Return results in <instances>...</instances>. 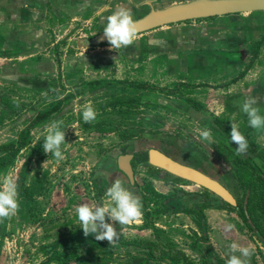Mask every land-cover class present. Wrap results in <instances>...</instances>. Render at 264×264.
I'll return each mask as SVG.
<instances>
[{
	"label": "rangeland",
	"instance_id": "1",
	"mask_svg": "<svg viewBox=\"0 0 264 264\" xmlns=\"http://www.w3.org/2000/svg\"><path fill=\"white\" fill-rule=\"evenodd\" d=\"M145 1H149L153 8H161L177 0H112L110 3L112 8L125 5L132 17L136 18L149 11L150 8ZM107 5L105 13L111 10ZM104 22L106 24V16ZM90 30H88L89 35ZM104 44L109 45L108 42ZM104 61L105 64L101 70L93 68L87 72V76L97 75L98 78L101 76L99 81L106 82L107 85L91 88L88 84L93 82L85 84L82 76L84 73L73 69L72 72L66 73V77L72 80L76 78V82L58 84L43 82L42 84L41 90H47L45 94L53 95L57 99L65 95V100L60 105L57 101L45 106L40 105L39 108L48 109L40 111L37 115H29L21 122L22 131L29 129L28 144L10 164L0 167V175L11 172L15 176L19 193L18 212L6 219L4 230L0 221V264H110V262L111 264H186L185 261L189 264H226L231 254L229 245L217 248V251L213 250L211 238L207 233L204 234L205 239L203 238L199 223L193 225L195 232H192L193 230L189 227L182 230L179 228L181 226L179 217L170 216L174 213L164 214L165 212L162 211L161 202L164 200V194H170L171 190L175 187L179 188L184 182H178L174 177L164 174L161 178L155 168L134 166L135 164L132 171H134L136 195L141 197L143 204L142 216L126 226L115 223L118 239L112 244L107 240H95L94 236H91V239L102 245L94 247L87 242L89 236L86 237L82 232L80 234L82 239L77 244L69 248L60 246L55 251L50 249L55 240L62 238L61 236H67L69 232L72 236L73 232L83 231L75 216L76 205L111 203L105 193L116 177L114 176L115 166L108 160L118 152H125L134 143L145 141L147 138L163 139V142L151 143L166 147L175 157L185 156L189 161H191L190 157L185 154V150L206 155L202 147H198V142H205L212 148L217 159L230 163V171L238 179L237 182H233L237 190L231 183V191L236 195L237 200H241L245 191L256 196L252 203L243 205L245 210L260 201L259 193L264 189L260 183H255L253 188L249 187L252 180L248 176L250 169L233 163L234 156L236 157L235 150L233 151L235 144L227 142L222 137V135L226 136L230 140L229 132L220 128L215 132L208 129L212 141L202 140L200 134L203 129L195 126L194 120L192 121L193 116L184 113L185 108L191 105L192 98L196 97L192 96L193 89L190 88V84L179 88L174 82L167 86H160V77L153 84L129 81L130 69L126 66L124 69H119L112 63L113 61L107 59ZM159 75L165 77L162 76L163 73ZM119 77L121 80L116 81L115 78ZM116 82L139 84L143 87L124 85L117 87ZM187 85L188 88H186ZM11 86L9 85L4 92L8 98V114L3 115L7 122L3 121L2 124L11 123L10 126H14L21 111L29 110L28 107H31L37 99L32 102L30 97H25L26 94H30L27 89ZM150 87L155 89H148ZM68 88L70 91L65 94L64 91ZM126 97L128 101L133 98L129 101L131 106H105L116 102L119 98L127 100ZM21 98L25 102H21ZM135 98L139 101L135 102ZM89 102L96 110L97 117L93 122L85 123L81 112L83 106ZM229 115L228 112L223 113L219 118L224 120ZM243 115L237 114L233 117L235 118L233 122L239 125V130L248 141L250 152L247 156H250L258 165L264 158V147L260 143L262 142L261 133L264 134V132L252 129L248 125L244 126L243 121L245 122L247 117ZM223 120L220 122L224 126L231 127L229 120L228 124ZM53 121L61 122V128L65 131V143L61 145L63 158L59 161L52 154H46L42 147L46 127ZM18 137L19 135L16 140ZM30 138L34 141L31 142ZM8 143L11 142H0V146ZM5 154L7 152L3 155ZM257 154H262V158H259ZM212 165L215 175L222 176L220 166ZM108 176L114 179L110 183L107 182ZM241 182H247L246 187L241 186ZM39 183L40 188L36 193L30 192L29 196L23 194L25 187L33 188ZM123 184L129 188L127 182ZM193 187L189 186L188 190L200 192L199 188ZM229 211L233 218H236L234 220H237L233 223L234 229L245 235L247 239L260 244L254 233L257 231L259 236L264 238L260 231L264 228V219L261 215L263 213L258 209L250 211L249 217L252 221L246 223L236 217L237 214L233 210L229 209ZM252 215L255 216L256 221L253 220ZM186 219L188 226L189 220ZM257 249L256 246L249 264H264V254ZM236 254L239 255L238 252Z\"/></svg>",
	"mask_w": 264,
	"mask_h": 264
},
{
	"label": "crops",
	"instance_id": "2",
	"mask_svg": "<svg viewBox=\"0 0 264 264\" xmlns=\"http://www.w3.org/2000/svg\"><path fill=\"white\" fill-rule=\"evenodd\" d=\"M111 1L0 0V142L15 141L23 130L24 118L48 109L39 108L40 105L55 101L60 105L65 100V95L57 99L45 94L47 90H41L43 82H76V78L66 77L73 69L84 73L85 84L99 81L100 75V78L87 76V72L93 68L101 70L105 59L113 61L119 69L125 66L130 69L129 81L153 84L160 77V86L174 82L179 88L190 84L192 96L196 97L184 113L193 116L195 126L203 130L222 129L218 123L224 125L219 118L223 113L230 114L223 120L226 123L233 122L237 114L243 115L240 104L248 97L257 99V106L264 115V12L161 27L137 35L128 47L112 49L110 44L92 43L93 38L103 32L104 17L121 7L112 8ZM106 5L111 10L105 13ZM115 79L121 80L120 77ZM9 85L27 89L30 94L25 97H30L32 102L40 99L28 107L29 110L18 111L21 114L14 126L2 124L7 122L3 117L8 114V98L4 92ZM69 91L68 88L64 93ZM20 101L25 102L23 98ZM243 125H248L247 119ZM261 134L260 143L264 147V134ZM173 215L181 221L179 228L193 229L190 220L187 226L182 214H170ZM203 215L213 250L236 242L253 252L257 246V251L264 254L257 241L247 239L235 227L227 230L228 225L237 222L230 212L205 208Z\"/></svg>",
	"mask_w": 264,
	"mask_h": 264
},
{
	"label": "clouds",
	"instance_id": "3",
	"mask_svg": "<svg viewBox=\"0 0 264 264\" xmlns=\"http://www.w3.org/2000/svg\"><path fill=\"white\" fill-rule=\"evenodd\" d=\"M103 33L112 49L132 45L137 36V28L130 11L119 7L108 15ZM257 105L258 101L255 97H248L241 102L240 108L247 117L248 126L264 132V115L261 114V109ZM81 114L85 123H91L97 117V112L90 102L83 106ZM230 124V143L237 146L238 154H243L248 148V141L239 130L237 123L230 122ZM200 135L202 140L212 141L210 131L203 130ZM64 143L65 131L61 128V122H51L46 127L43 151L46 154H52L59 161L63 158L61 145ZM105 195L111 201L110 204L103 202L94 205L82 203L75 206L74 212L86 237L94 236L95 240H107L112 244L118 239L117 228L114 227V224L126 226L138 220L142 216L143 204L141 197L125 187L119 177L106 189ZM18 209L19 193L15 176L11 172L4 173L0 175V220L14 216ZM233 227V225H228L227 230H231ZM228 249L231 254L226 264H249L250 257L253 255L251 248L233 242L228 246ZM237 252L239 255L236 254Z\"/></svg>",
	"mask_w": 264,
	"mask_h": 264
},
{
	"label": "water",
	"instance_id": "4",
	"mask_svg": "<svg viewBox=\"0 0 264 264\" xmlns=\"http://www.w3.org/2000/svg\"><path fill=\"white\" fill-rule=\"evenodd\" d=\"M145 3L149 6V11L140 17L133 18L137 28V35L187 21L264 12V0H177L161 8H153L149 1H145ZM106 42L108 41L104 37V33L101 32L93 38L92 43L99 45ZM222 137L227 142H230L226 136L222 135ZM141 150L147 151L148 165L205 188L223 201L235 205L234 195L225 187V184L219 177L209 174L204 169L200 170L199 167L193 165L185 158L179 157L175 159L172 151L166 147L144 141L134 143L125 150V153L118 152L108 160V162H113L115 166V160L117 159V169L123 171L125 174V176H121L117 172L118 177L123 182L128 183L130 190L134 194H136V188L130 161ZM115 170L114 167V172ZM111 180L113 181L114 179L108 176L107 182L110 183Z\"/></svg>",
	"mask_w": 264,
	"mask_h": 264
},
{
	"label": "flooded vegetation",
	"instance_id": "5",
	"mask_svg": "<svg viewBox=\"0 0 264 264\" xmlns=\"http://www.w3.org/2000/svg\"><path fill=\"white\" fill-rule=\"evenodd\" d=\"M218 122L219 121H217L216 123H218ZM218 125L223 129L222 124L218 123ZM19 133H18V135H19ZM144 142H163V139L147 138V139H145ZM198 147H202V150H204L206 152V155H201L195 151H193V153H190V151L185 150V154L188 157H190L189 159L191 160V161H189V160L188 161L191 162L193 165L199 167L200 170L204 169L205 171H208L209 174H213V175H215V171L213 170L214 168H213L212 164H218L220 166V169L222 170V176H220V177L217 176V177L220 178V180L225 184V187L232 193L231 183L233 184V182H237L236 180H238V179L230 171V163L229 162H222V161H220V159H217L213 153L212 148H210V146L206 145L205 142H198ZM236 147H237L236 145H233V151L235 150L234 153L236 154V157L234 156L233 163H235L236 165H241V167L246 166L247 168H249L250 172H249L248 176H249V178H252L251 181H253V182L250 181V183H254V184L260 183L261 186L264 187V178H262V177H264V158H262V154H257L259 156V158H262L261 163L257 165L255 163V161L250 156H247V153L250 152V146H248L246 152H244L243 154H238L236 151ZM122 153H125V152H122ZM179 157L180 156H177V157L174 156L175 159H177ZM182 158L186 159L185 156H182ZM116 160H115V169L116 170L114 172L115 173L114 176L116 178L119 176L118 174H120L121 176H125L123 171L117 169L118 168V162L116 163ZM130 165H131V169L134 168L133 165L134 166H140V167H147V166L152 167V166L148 165V156H147L146 150L145 151L141 150V152H139V154L135 155V157L130 161ZM152 168H154V167H152ZM156 170H157V173H159L158 175L161 178L163 177L161 175L164 174V175H169V176L174 177L178 182H180V181L184 182L180 185L179 188L175 187L174 190H171L170 194H168V193H167V195L164 194L166 199H164L161 202L162 207H163L162 211L165 212L164 214H167L169 211L172 210L173 206H176L178 209V212H175V213L182 214L185 218L190 220V222L193 225L197 224V223H199L201 225V233H203L204 239H205L204 234L207 233L206 232L207 225L205 223L206 221H205V218L203 215V210L205 208H214V207H210L207 204V201L210 202L209 199H211V197H212V199H213V197H216L217 199L220 200L221 204L224 205V207H221L220 209H223L227 212H230L229 209L233 210L237 214L236 217H239V219L241 221H243L239 215L240 214L239 212L241 210L240 208H242L243 210L245 209V207L243 208V205H245L247 203H244V197L247 194H251V193H248L247 191H245V193L243 194L240 201L237 200L236 195L234 193H232L234 195V198H235V205H231V204L223 201L221 198L214 195L213 193L209 192L205 188H202V187H200L196 184H193L189 181L183 180L182 178L174 176L173 174H170L166 171L155 168V171ZM117 172H118V174H117ZM258 178H259V180H258ZM246 183L247 182H245V183L241 182L240 185L241 186L245 185V187H246ZM189 186H192V187L194 186L197 189L199 188L200 192H199V190L189 191L188 190ZM233 187L235 188V190H237V188L235 187L234 184H233ZM249 187L253 188L254 186H249ZM256 187L258 189H260L259 186H256ZM263 191H264V189H262L259 193L260 201H258V202H260V203L264 202V195L261 194V192H263ZM194 196H200V197H197L194 201L190 202V198L191 197L193 198ZM258 202H257V205H258ZM226 208H228V209H226ZM169 213H172V212H169ZM261 215L264 219V214H261ZM260 226L261 225H259V227ZM204 228H205V230H204ZM190 230H191V228H190ZM192 230H193L192 232H195V229H192ZM263 230H264V228L260 231L264 237V231ZM254 235H255V238L259 241V243L261 242L260 243L261 247L264 248V238L259 237V233L257 231L254 233Z\"/></svg>",
	"mask_w": 264,
	"mask_h": 264
},
{
	"label": "trees",
	"instance_id": "6",
	"mask_svg": "<svg viewBox=\"0 0 264 264\" xmlns=\"http://www.w3.org/2000/svg\"><path fill=\"white\" fill-rule=\"evenodd\" d=\"M88 85L91 88H96V87H101L103 85H107V83L103 82V81H99V82L97 81V82H93V83L88 84ZM115 85L117 87H123V85L124 86H133L135 88L136 87H143V85L139 86V84H127V83H120V82H116ZM148 89L154 90L155 88H151L150 87ZM127 97H128V95H127ZM127 97L125 98L127 100H122L121 98H119L118 100H116V102H113V103H110V104H106L105 106H108V107L109 106H111V107H115V106L121 107V106H126V105L129 106L131 104V103L129 104V101H132L133 98H132V100H130L131 99L130 98L129 101H128ZM137 99L138 98H135V102L139 101ZM223 130L225 132H227V133L231 132L229 127H225L224 125H223ZM28 136H29V129L27 128L25 131H22V132L19 133V137H18V139L16 141H13L11 143L4 144V145L0 146V167H2L3 165H6V164H10L11 161H13L15 159L16 155L23 148H25L27 146V144H28ZM6 152H7V154L3 155ZM24 173H25V168L23 169V172H22L23 176H24ZM258 180H259V178H258ZM254 185H255L254 183H250L249 184V186H254ZM22 186H24V185H22ZM39 188H40V183L37 186H35V187L33 186V188L32 187H30V188L25 187L23 194L25 196H29L30 192L36 193L39 190ZM261 194L264 195V191L261 192ZM20 195H22V194H20ZM158 197H160V196H158ZM197 197H200V196H194L193 198L191 197L190 198V202L194 201ZM255 198H256V196H253L252 194H247L244 197V203H247V204L252 203L255 200ZM164 199H166V198L164 197ZM209 201L210 202L207 201V204L210 207H214V208L224 207V205H222L220 200L217 199L216 197H213V199L211 197V199H209ZM240 209L241 210L239 212L240 213L239 215H240L241 219L244 222H247V220L248 221H250V220L252 221L251 217H249L250 211H254L256 209H259L260 212L264 214V202H262V203L258 202V205H257V202H256L255 204L251 205L250 209H247V208H246V210L245 209L243 210L242 208H240ZM169 212L175 213V212H178V209H177L176 206H173L172 210L169 211ZM252 217H253V220L256 221L255 220V216L252 215ZM0 221H1V224H2V230H4V228H5L4 224L6 222V219L0 220ZM82 232L83 231L73 232L72 236H71V232H69V234L67 236H61L62 238L55 240V242L53 243V246H51L50 249L55 251L56 249H59L60 246H62L63 248L64 247L65 248H69V247L73 246L74 244H77L82 239V236H80V234ZM2 236H4V233H2ZM87 242H88V244H90V245H92L94 247H101L102 246L100 244V242H97V241L91 239V236L88 237ZM185 262H186V264H189L187 261H185Z\"/></svg>",
	"mask_w": 264,
	"mask_h": 264
}]
</instances>
